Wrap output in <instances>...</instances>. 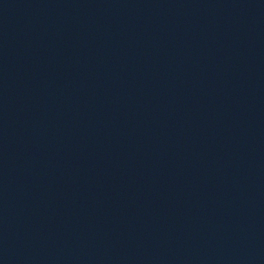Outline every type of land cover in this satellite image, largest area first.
I'll return each instance as SVG.
<instances>
[{"label":"water","instance_id":"obj_1","mask_svg":"<svg viewBox=\"0 0 264 264\" xmlns=\"http://www.w3.org/2000/svg\"><path fill=\"white\" fill-rule=\"evenodd\" d=\"M0 264H264V0H0Z\"/></svg>","mask_w":264,"mask_h":264}]
</instances>
